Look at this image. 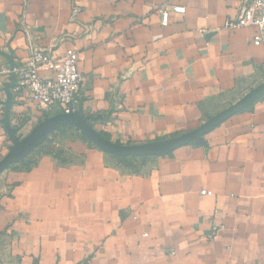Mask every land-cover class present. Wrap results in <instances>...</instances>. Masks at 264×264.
Instances as JSON below:
<instances>
[{
	"label": "crops",
	"instance_id": "obj_1",
	"mask_svg": "<svg viewBox=\"0 0 264 264\" xmlns=\"http://www.w3.org/2000/svg\"><path fill=\"white\" fill-rule=\"evenodd\" d=\"M240 2L0 0V158L12 145L3 88L29 42L77 52L79 111L111 141L197 128L264 81L256 27L225 26ZM167 4L185 11L163 26ZM11 95L20 137L58 113L17 83ZM203 138L133 170L61 127L0 174V264H264V96Z\"/></svg>",
	"mask_w": 264,
	"mask_h": 264
},
{
	"label": "water",
	"instance_id": "obj_2",
	"mask_svg": "<svg viewBox=\"0 0 264 264\" xmlns=\"http://www.w3.org/2000/svg\"><path fill=\"white\" fill-rule=\"evenodd\" d=\"M17 66L18 65L13 61L10 62V81L3 88L6 95V101L4 103V116L2 123L9 139L12 141V145L9 146L7 153L0 158V174L11 165L23 161L28 155L42 145L53 132L64 126L74 127L95 146L117 157L166 156L180 146L187 144H203V137L205 134L230 116L248 108L256 100L264 96V81H262L258 85L250 88L236 102L228 105L215 115L210 116L197 128L152 143L123 145L111 141L97 131L90 123L89 118L84 116L79 110L69 113L58 112L54 115L47 116L35 124L26 135L20 137L17 133L18 129L12 127L9 123L10 109L12 105L11 89L16 85L17 77L15 74V68Z\"/></svg>",
	"mask_w": 264,
	"mask_h": 264
},
{
	"label": "built area",
	"instance_id": "obj_3",
	"mask_svg": "<svg viewBox=\"0 0 264 264\" xmlns=\"http://www.w3.org/2000/svg\"><path fill=\"white\" fill-rule=\"evenodd\" d=\"M161 24L168 23L169 11L184 13L181 5H164L159 9ZM253 25L256 32L251 37V43L263 48L264 64V0H241L236 15L225 22L229 29ZM26 61L15 68L17 87L26 90L31 101L41 107L56 109L58 112H73L79 110L77 95L82 77L77 68L78 54L73 49H67L60 57H53L46 49L35 43H28ZM48 73L43 76L41 73ZM201 194H212L202 190ZM221 224L214 221L205 235V239H214Z\"/></svg>",
	"mask_w": 264,
	"mask_h": 264
},
{
	"label": "trees",
	"instance_id": "obj_4",
	"mask_svg": "<svg viewBox=\"0 0 264 264\" xmlns=\"http://www.w3.org/2000/svg\"><path fill=\"white\" fill-rule=\"evenodd\" d=\"M59 130V129H58ZM57 131V130H56ZM55 131V132H56ZM55 132H53V133H55ZM102 134V133H101ZM103 136H105L104 134H102ZM83 137H85L84 135H83ZM86 138V137H85ZM29 156V155H28ZM27 156V157H28ZM26 157V158H27ZM116 157V156H115ZM122 164H123V166H126V167H128V168H131V169H133V170H137L136 169V166L135 165H133L132 164V161L133 160H135V159H139V160H141V161H145L147 158H149V157H135V156H126V157H116Z\"/></svg>",
	"mask_w": 264,
	"mask_h": 264
}]
</instances>
